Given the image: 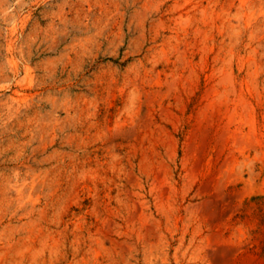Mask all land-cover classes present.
Here are the masks:
<instances>
[{
    "label": "rangeland",
    "instance_id": "obj_1",
    "mask_svg": "<svg viewBox=\"0 0 264 264\" xmlns=\"http://www.w3.org/2000/svg\"><path fill=\"white\" fill-rule=\"evenodd\" d=\"M179 263L264 264V0H0V264Z\"/></svg>",
    "mask_w": 264,
    "mask_h": 264
},
{
    "label": "bare ground",
    "instance_id": "obj_2",
    "mask_svg": "<svg viewBox=\"0 0 264 264\" xmlns=\"http://www.w3.org/2000/svg\"><path fill=\"white\" fill-rule=\"evenodd\" d=\"M205 19H206V18H205ZM181 22H182V20H181ZM182 23H188V20H187V21H184V22H182ZM186 25H187V24H186ZM183 26H184V27H183ZM183 26H182V28H183V29H186V28H185V24H184ZM200 27H202V26H200ZM198 29H200V28H198ZM202 31H203V30H202ZM197 32H198V31H197ZM200 32H201V31H200ZM198 33H199V32H198ZM201 33H202V32H201ZM203 34L206 35V32H204ZM203 34H202V35H203ZM252 61H253V60H252ZM227 71H230V70H227ZM227 71H226V72H227ZM224 73H225V72H224ZM229 73H230V72H229ZM223 75H225V74H223ZM226 75H227V74H226ZM226 75H225V76H226ZM230 75H231V74H230ZM228 77L232 78L231 76H227L226 78H228ZM226 78H225V79H226ZM159 79H160V78H159ZM174 79H175V78H174ZM174 79H172V80H174ZM178 79H179V78H178ZM178 79H177V80H178ZM228 79H229V78H228ZM229 80H230V79H229ZM229 80H227V81H229ZM170 81H171V80H170ZM174 81H175V80H174ZM174 81H171V82L174 83ZM180 81H181V80H180ZM176 82H178V81H176ZM176 82H175V83H176ZM175 83H174V84H175ZM231 83H232V81H231ZM166 84H167V83H166ZM168 84H171V83L168 82ZM174 84H173V86H174ZM230 85H231V84H230ZM168 86H169V85H168ZM171 86H172V85H171ZM175 86H176V85H175ZM175 86H174V87H175ZM168 88H169V87H168ZM169 90H170V89H169ZM155 93H156V91H155ZM151 94H152V92H151ZM153 94H154V93H153ZM158 95H159V94H158ZM223 95H224V94H223ZM225 95H226V94H225ZM148 96H149V95H148ZM148 96H147V97H148ZM150 96H151V95H150ZM216 96H218V95H215V97H214L215 99H216ZM228 96H229V95H228ZM228 96H227V97H228ZM157 97H158V96H157ZM219 97H220V96H219ZM240 97H242V96H240ZM153 98H154V96H153ZM153 98H152V96H151V99H150V98H147V99H148V100H149V99L152 100ZM211 98H212V97H211ZM214 98H212V99H214ZM220 98H222V95H221ZM225 98H226V97H225ZM217 99H218V98H217ZM223 99H224V97H223ZM155 100H156V99H155ZM157 100H158V99H157ZM225 100H226V99H225ZM209 101H211V100H209ZM214 101H215V100H214ZM214 101H213V102H214ZM219 101H220V99H219ZM221 101H222V100H221ZM228 101H229V100H228ZM237 101H238V100H237ZM240 101H241V100H240ZM243 101H245V100L243 99ZM224 102H226V101H224ZM229 102H230V101H229ZM226 103H227V102H226ZM235 103H236V102H235ZM245 103H246V102H245ZM247 103H248V102H247ZM210 104H211V103L209 102V105H210ZM212 104H213V103H212ZM215 104H216V103H215ZM217 104H218V103H217ZM242 105H243V104H242ZM219 106H220V104H219ZM225 106H226V105H225ZM234 106H236V104H235ZM240 106H241V104H240ZM241 107H242V106H241ZM209 108H210V107H209ZM231 108H232V107H231ZM238 108H239V107H238ZM233 109H234V107L232 108V110H233ZM245 109H247V108H244V109H243V110H244V113H243V111H242V113H243L244 115H246V114H245ZM224 110H225V107H224ZM241 110H242V108H241ZM250 110H251V108H250ZM225 111H226V110H225ZM230 111H231V109H230ZM230 111H229V112H230ZM227 112H228V111H227ZM239 112H240V111H239ZM238 114H240V113H238ZM243 114H242V115H243ZM248 114H249V112H248ZM141 115H142V114H141ZM242 115H241V117H242ZM236 116H237V114H236ZM252 116H253V115H252ZM230 117H231V116H230ZM230 117H229V119H230ZM238 117H240V116L238 115ZM243 117H245V116H243ZM141 118H142V117H141ZM143 118H144V116H143ZM143 118H142V119H143ZM146 118H147V117H146ZM246 118H247V117H245V119H246ZM248 119H249V117H248ZM248 119H247V120H248ZM252 119H253V118H252ZM142 121H143V120H142ZM230 121H231V119H230ZM230 121H229V124L231 123ZM232 121H235V120H232ZM240 121H241V120H240ZM144 122H145V121H144ZM241 123L243 124V121H242ZM244 123H247V122H244ZM248 123H249V121H248ZM247 125H248V124H247ZM250 125H253V123L250 124ZM119 126H120V125H119ZM241 126H242V125H241ZM120 127H121V126H120ZM127 127H128V126H127ZM132 128H133V127H132ZM230 129H231V128H230ZM251 129H253V128H251ZM228 130H229V129H228ZM237 130H238V129H237ZM112 131H113V130H112ZM115 131H116V130H114V133H115ZM225 131H226V130H225ZM231 131H232V130H231ZM243 131H244V130H243ZM243 131H242V132H243ZM117 132H118V131H117ZM117 132H116V134H117ZM123 132H124V131H123ZM131 132H132V131H131ZM226 132H227V131H226ZM229 132H230V131H229ZM237 132H238V131H237ZM235 133H236V130H235ZM112 134H113V132H112ZM122 134H123V133H122ZM229 134H230V133H229ZM236 134H238V133H236ZM239 134H240V133H239ZM241 134H242V133H241ZM125 135H126V134H125ZM236 136H237V135H236ZM238 136H239V135H238ZM240 136H241V135H240ZM243 137H246V139L249 140V138L251 139L252 136L249 137L248 135H246V136H243ZM232 138H233V137H232ZM235 138H236V137H235ZM236 139H240V138H236ZM242 139H243V138H242ZM252 140H253V139H252ZM252 140H251V141H252ZM253 141H256V139H254ZM235 142H236V141H235ZM245 142H247V141H245ZM247 143H248V142H247ZM248 145H249V144H248ZM252 145H253V144H252ZM232 169H233V167H232ZM229 173H230V172H229ZM233 173H234V172H233ZM230 175H231V173H230ZM160 182H161V181H160ZM162 182H163V180H162ZM170 184H171V183H170ZM164 186H165V185H164ZM164 186H162V187H164ZM160 187H161V186H160ZM162 187H161V188H162ZM172 187H173V185H172ZM165 188H166V187H165ZM169 190H170V189H169ZM166 191H168V190H166ZM172 192H173V191H172ZM161 194H164V193L161 192ZM174 194H175V191H174ZM171 196H172V195H171ZM165 197H166V196L163 197V200H164ZM172 197H173V196H172ZM159 198H160V197H159ZM166 203H167V200H166ZM171 203H172V202H171ZM138 205H139V204H138ZM139 208H140V207H139ZM187 208H188V207H187ZM170 210H171V209H170ZM169 214H170V213H169ZM190 234H191V233H190ZM194 235H195V234H194ZM193 239H194V238H193ZM190 242H191V241H190ZM194 243H195V242H194ZM207 244H208V243H207ZM210 244H211V243H210ZM210 244H209V246H210ZM222 244H223V243H222ZM204 245H205V244H204ZM219 245H220V244H219ZM187 246H188V245H187ZM216 246H217V245H216ZM197 247H198V246H196V248H197ZM201 247L203 248L202 245H201ZM214 247H215V246H214ZM217 247H218V246H217ZM174 248H175V247H174ZM176 248H177V247H176ZM176 248H175V249H176ZM187 248H188V247H187ZM198 248H199V247H198ZM202 248H201V249H202ZM204 248H205V247H204ZM193 249H194V247H193ZM209 249H210V248H209ZM226 249H227V248H226ZM203 250H204V249H203ZM206 250H208V249H206ZM213 250H214V249H213ZM213 250H212V251H213ZM185 251H187V250H185ZM201 251H202V250H201ZM201 251H200V252H201ZM208 251H209V250H208ZM211 253H212V252H211ZM214 253H215V252H213V254H214ZM185 254H186V253L184 252V256H185ZM213 254L210 255V254L208 253V256H209V255H210V256H213ZM206 255H207V254H206ZM217 255H218V254H217ZM220 255H221V254H220ZM215 256H216V255H215ZM195 257H196V256H195ZM198 257H199V256H198ZM223 257H224V256H222L221 258H223ZM189 258H190V257H189ZM189 258H187V259H189ZM180 259H181V258H180ZM183 260H184V258H183ZM175 261H176V260H175ZM177 261H179V260H177ZM188 261H189V260H188ZM222 261H223V260H222ZM218 262H219V261H218ZM215 263H216V262H215ZM179 264H180V263H179ZM187 264H188V263H187ZM222 264H223V263H222Z\"/></svg>",
    "mask_w": 264,
    "mask_h": 264
}]
</instances>
